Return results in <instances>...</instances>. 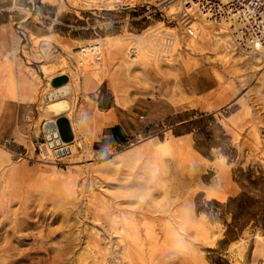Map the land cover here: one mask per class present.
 <instances>
[{"label": "rangeland", "instance_id": "1", "mask_svg": "<svg viewBox=\"0 0 264 264\" xmlns=\"http://www.w3.org/2000/svg\"><path fill=\"white\" fill-rule=\"evenodd\" d=\"M44 1L0 0V264L72 238L73 264H264V58L242 65L236 44L192 32L182 0ZM88 72L141 108L140 135L93 144ZM60 74L77 148L41 128ZM209 86L201 109L192 90Z\"/></svg>", "mask_w": 264, "mask_h": 264}, {"label": "bare ground", "instance_id": "2", "mask_svg": "<svg viewBox=\"0 0 264 264\" xmlns=\"http://www.w3.org/2000/svg\"><path fill=\"white\" fill-rule=\"evenodd\" d=\"M110 2V1H109ZM188 2H191L192 5L194 4L192 0H189ZM187 2V3H188ZM191 9V8H190ZM180 11V10H179ZM195 15V13L193 14ZM196 18L198 20H196ZM190 20V19H189ZM194 21H192L191 25L187 26L188 28H190L192 30V32H199V33H202L203 35L205 36H208L209 38H212V39H215L216 41H222V42H225L229 45H233L235 44V39L236 37L233 36L232 34V31L230 30L229 26H230V23H226V22H223L220 24V26L215 29L213 28L211 25L212 23L208 20H205L204 18L202 17H199L197 14L195 15ZM149 28V27H148ZM147 29V28H146ZM150 29V28H149ZM151 31V30H150ZM156 32V31H155ZM191 32V31H190ZM154 33V31H153ZM149 34V33H148ZM138 35V34H137ZM117 37V36H116ZM42 38V36H41ZM45 39V38H44ZM48 40V39H47ZM46 40V41H47ZM112 41H110L111 43ZM110 43H106L104 44V48H106V50H109V44ZM86 44V43H85ZM90 44V42H89ZM88 44V45H89ZM97 44V43H96ZM95 43H92L90 45V47H88L87 45L84 46V48H87L88 47V50L90 51V54L92 53L93 54V51L97 50L96 53L99 52V50L97 49L98 48V45H96ZM113 44H114V41H113ZM36 45V44H35ZM100 45V44H99ZM87 46V47H86ZM238 46V45H237ZM113 47V46H111ZM84 48L82 50H84ZM102 48V47H101ZM100 48V49H101ZM103 48V49H104ZM239 48V53L240 54H243L244 57L243 60L241 61L243 64L242 65H245L247 64L249 61H254L255 59H261V58H264V50H255L253 48H248V47H241V46H238ZM105 50V51H106ZM112 50V49H111ZM82 52V51H81ZM86 52H88L86 50ZM85 52V53H86ZM107 53V51H106ZM75 55H80V54H75ZM74 55V57H75ZM81 56H84V55H81ZM99 56V55H97ZM80 57V56H79ZM85 57V56H84ZM90 57V56H89ZM86 58L87 60L88 59H92L91 58ZM96 57V56H94ZM76 59V58H75ZM78 59V58H77ZM85 63V62H84ZM45 65V64H44ZM81 65V64H80ZM79 64H78V70L83 71L85 70V67H81ZM79 72V71H78ZM97 75V73L95 74ZM67 85H68V82H67ZM70 86V85H68ZM48 90H52L51 87L48 88ZM101 110V109H100ZM43 111H44V114L49 118L48 121H46L45 123H43L42 125V129H43V132L45 134V136L50 140V144L51 146H58L60 144L61 141H63L59 135V132H58V129H57V126H56V123H55V117L57 116H60V115H63V114H67L69 111H70V103L69 101L66 99V97H62V98H59V99H55V100H52V101H47V105L43 108ZM70 116V115H69ZM81 117V116H80ZM47 119V118H46ZM45 121V120H44ZM93 123L95 125H100L102 123V119L98 116H94L93 118ZM70 125H71V128H74L73 127V124H72V121L70 120ZM74 133V132H73ZM74 140V144H75V147H79L81 146V143L80 142H76V140L73 138L71 141L69 142H72ZM63 142H66V141H63ZM69 142H66V143H69ZM71 147L74 149V145L72 144ZM153 148V146H149V151H151ZM135 154V152H134ZM133 155V154H132ZM218 197L219 199H222L221 196H216ZM53 232V231H52ZM54 233V232H53ZM71 236V235H70ZM37 237V236H36ZM98 237V236H97ZM68 238V237H67ZM71 238V237H70ZM35 239V238H34ZM59 240V239H58ZM84 240V239H83ZM87 240V239H86ZM95 239L93 238L92 241H94ZM34 241V240H33ZM64 241V240H63ZM67 241V240H65ZM75 240L72 238V239H68L67 242H65L64 245H62L59 249H55L51 246L47 247L45 246L43 248V250H37V251H34V253L36 252V255L37 256H28V261L29 263L28 264H46V260L51 258V263L49 264H73V261L74 259H72V255L74 254L73 252V247L75 246L74 244H77V242L75 243L74 242ZM100 241V240H99ZM43 242V241H42ZM88 242V241H86ZM90 242V240H89ZM95 242V241H94ZM97 243V242H96ZM95 243V244H96ZM99 243V242H98ZM32 244V243H31ZM62 244V243H61ZM90 244V243H89ZM33 245H35L33 243ZM78 245V244H77ZM41 248V246H39ZM37 247V248H39ZM58 247V246H57ZM30 248V247H29ZM28 248V249H29ZM33 248V247H32ZM35 248V247H34ZM31 249V248H30ZM36 249V248H35ZM95 249V248H94ZM34 250V249H33ZM32 250V251H33ZM30 251V250H28ZM88 253L87 252H83L80 254H78V257L75 259V262L76 264H91V257L90 259L88 258ZM95 262V260H93ZM50 262V261H49Z\"/></svg>", "mask_w": 264, "mask_h": 264}, {"label": "crops", "instance_id": "3", "mask_svg": "<svg viewBox=\"0 0 264 264\" xmlns=\"http://www.w3.org/2000/svg\"><path fill=\"white\" fill-rule=\"evenodd\" d=\"M38 2L42 4H50L48 1L44 0H37ZM31 69L35 68L32 66H29ZM200 76L204 78H208L205 73H198ZM29 80H32L33 83L35 82L31 73H26ZM68 75V82L70 84L71 91H74V86L71 81V77ZM82 85L85 88L84 94L88 98L92 100V107H96L99 112L102 114H95V116H98L102 119V123L100 125H95L97 127V130L95 132L96 137L93 139V144L100 141V142H106L107 146L109 145H120L124 143L129 135H140L143 130L142 125V114L140 113L141 108L137 105L134 107L132 106H124L119 104L115 97L112 95V91L108 89L106 93L101 92V85L103 81H98L96 77L92 75V73L88 72L81 78ZM31 88V86H30ZM214 89V86H209L205 89H199L195 87L192 91L195 93L196 96L201 97L200 99H197V102L199 106L202 109V96L207 95L211 90ZM51 90H46L43 92V96ZM29 98L28 99H18L17 102H24L27 105H31V111L33 112L35 110V100L31 99L30 97H33V93L28 89L24 92ZM37 95V94H36ZM9 101H15V99H8ZM86 102V101H85ZM165 104L168 108H166L167 115L173 114L176 112V108L174 107V104L170 101H165ZM47 105L45 103L44 107ZM43 107V108H44ZM101 109V110H100ZM166 115V116H167ZM49 119H46L43 121L44 123L48 121ZM42 128V127H41ZM106 146V147H107Z\"/></svg>", "mask_w": 264, "mask_h": 264}, {"label": "built area", "instance_id": "4", "mask_svg": "<svg viewBox=\"0 0 264 264\" xmlns=\"http://www.w3.org/2000/svg\"><path fill=\"white\" fill-rule=\"evenodd\" d=\"M188 1H181L183 21L193 19L197 14L217 25L228 22L236 37V45L264 50V0H192L193 5ZM96 52L93 51L94 54ZM261 137L264 140V128L261 129ZM45 139L46 144H50V140Z\"/></svg>", "mask_w": 264, "mask_h": 264}, {"label": "water", "instance_id": "5", "mask_svg": "<svg viewBox=\"0 0 264 264\" xmlns=\"http://www.w3.org/2000/svg\"><path fill=\"white\" fill-rule=\"evenodd\" d=\"M68 75L60 74L50 79L51 85L54 89L48 92L44 98L47 101L62 98L71 92L70 86L67 85ZM55 123L59 132V135L63 141L69 142L74 138V133L70 125V121L67 116L60 115L55 119Z\"/></svg>", "mask_w": 264, "mask_h": 264}]
</instances>
